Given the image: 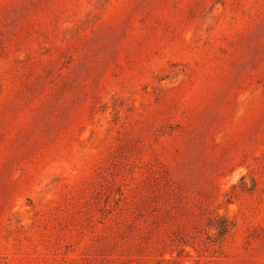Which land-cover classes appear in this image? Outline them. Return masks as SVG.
I'll return each instance as SVG.
<instances>
[{"label": "rangeland", "instance_id": "374dc122", "mask_svg": "<svg viewBox=\"0 0 264 264\" xmlns=\"http://www.w3.org/2000/svg\"><path fill=\"white\" fill-rule=\"evenodd\" d=\"M0 264H264V0H0Z\"/></svg>", "mask_w": 264, "mask_h": 264}]
</instances>
